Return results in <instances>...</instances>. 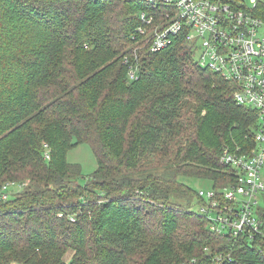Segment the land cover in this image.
Returning a JSON list of instances; mask_svg holds the SVG:
<instances>
[{
	"label": "trees",
	"instance_id": "16d2710c",
	"mask_svg": "<svg viewBox=\"0 0 264 264\" xmlns=\"http://www.w3.org/2000/svg\"><path fill=\"white\" fill-rule=\"evenodd\" d=\"M142 10L0 0V264H193L231 247L233 264H264V242L209 231L191 183L236 180L220 158L251 149L258 114L184 38L140 47ZM82 143L98 160L86 184L67 159Z\"/></svg>",
	"mask_w": 264,
	"mask_h": 264
},
{
	"label": "built area",
	"instance_id": "2783aa9c",
	"mask_svg": "<svg viewBox=\"0 0 264 264\" xmlns=\"http://www.w3.org/2000/svg\"><path fill=\"white\" fill-rule=\"evenodd\" d=\"M125 1L150 5L139 13L140 47L157 53L184 38L201 67L234 85L235 104L257 112L251 149L227 146L220 158L236 180L221 193L199 188L198 194L203 197L199 212L211 233L259 247L264 242V0ZM124 62L130 65L129 78L136 80L138 59L126 56ZM231 251L192 263L233 264Z\"/></svg>",
	"mask_w": 264,
	"mask_h": 264
},
{
	"label": "rangeland",
	"instance_id": "374dc122",
	"mask_svg": "<svg viewBox=\"0 0 264 264\" xmlns=\"http://www.w3.org/2000/svg\"><path fill=\"white\" fill-rule=\"evenodd\" d=\"M141 7L145 10H150V5L141 2ZM67 155L68 161L76 163L82 167V176L80 182L86 184L90 180L91 176L96 172L98 166V160L96 154L92 151L89 144L82 143L72 149H70ZM224 165V164H223ZM225 166V165H224ZM196 190L203 188L205 191L210 189L211 184L209 182L199 180L191 182ZM201 204H197L196 209L200 210Z\"/></svg>",
	"mask_w": 264,
	"mask_h": 264
}]
</instances>
